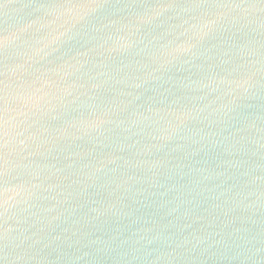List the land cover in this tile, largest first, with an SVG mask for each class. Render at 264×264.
Instances as JSON below:
<instances>
[{
  "label": "water",
  "instance_id": "95a60500",
  "mask_svg": "<svg viewBox=\"0 0 264 264\" xmlns=\"http://www.w3.org/2000/svg\"><path fill=\"white\" fill-rule=\"evenodd\" d=\"M0 264H264V0H0Z\"/></svg>",
  "mask_w": 264,
  "mask_h": 264
}]
</instances>
